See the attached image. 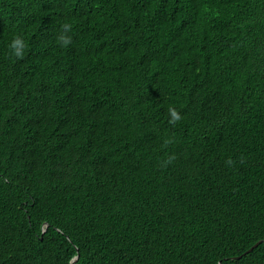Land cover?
I'll list each match as a JSON object with an SVG mask.
<instances>
[{
	"label": "trees",
	"instance_id": "16d2710c",
	"mask_svg": "<svg viewBox=\"0 0 264 264\" xmlns=\"http://www.w3.org/2000/svg\"><path fill=\"white\" fill-rule=\"evenodd\" d=\"M0 264H264V0H0Z\"/></svg>",
	"mask_w": 264,
	"mask_h": 264
},
{
	"label": "clouds",
	"instance_id": "9594fccd",
	"mask_svg": "<svg viewBox=\"0 0 264 264\" xmlns=\"http://www.w3.org/2000/svg\"><path fill=\"white\" fill-rule=\"evenodd\" d=\"M65 43H67V41H65ZM19 44V40H13L12 42V47L15 49L16 55H20V51L19 48H17L16 46ZM173 118L174 119H179V116L173 111L172 112Z\"/></svg>",
	"mask_w": 264,
	"mask_h": 264
},
{
	"label": "water",
	"instance_id": "95a60500",
	"mask_svg": "<svg viewBox=\"0 0 264 264\" xmlns=\"http://www.w3.org/2000/svg\"><path fill=\"white\" fill-rule=\"evenodd\" d=\"M261 242V240L260 241H258V242H256L253 246H251L248 250H246L245 252H243V254H246V253H248V252H250L254 247H256L257 245H258V243H260ZM78 257V255H76L75 257H74V259H76ZM241 257V255H239V256H236V257H233V259H237V258H240Z\"/></svg>",
	"mask_w": 264,
	"mask_h": 264
}]
</instances>
